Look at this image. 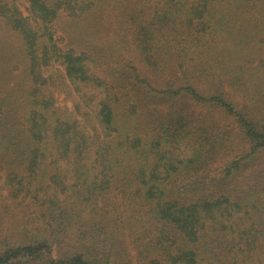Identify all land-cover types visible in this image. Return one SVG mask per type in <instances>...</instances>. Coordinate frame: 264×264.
<instances>
[{
  "label": "trees",
  "instance_id": "obj_1",
  "mask_svg": "<svg viewBox=\"0 0 264 264\" xmlns=\"http://www.w3.org/2000/svg\"><path fill=\"white\" fill-rule=\"evenodd\" d=\"M259 35L264 0H0V180L41 226L0 264H264Z\"/></svg>",
  "mask_w": 264,
  "mask_h": 264
},
{
  "label": "rangeland",
  "instance_id": "obj_2",
  "mask_svg": "<svg viewBox=\"0 0 264 264\" xmlns=\"http://www.w3.org/2000/svg\"><path fill=\"white\" fill-rule=\"evenodd\" d=\"M255 18H258V15ZM263 38L264 35H259L254 38L251 46L246 48L247 60H255L257 63L264 60ZM234 100L240 104L252 106L249 112L259 121L264 122V102L256 106L250 97L246 100L238 95L234 97ZM60 102L62 104L67 103L63 96L60 97ZM68 104L71 106L70 102ZM227 123L229 122L224 124ZM5 186L4 181L0 180V249L11 242L19 244L26 236H29V240H37V232L41 231V226L36 222L37 211L35 208L29 202H21L10 198Z\"/></svg>",
  "mask_w": 264,
  "mask_h": 264
}]
</instances>
